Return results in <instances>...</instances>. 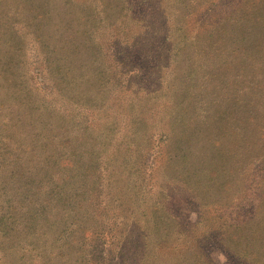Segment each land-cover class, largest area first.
I'll return each mask as SVG.
<instances>
[{"label":"rangeland","instance_id":"374dc122","mask_svg":"<svg viewBox=\"0 0 264 264\" xmlns=\"http://www.w3.org/2000/svg\"><path fill=\"white\" fill-rule=\"evenodd\" d=\"M191 1L102 0L99 4V0H49L44 13L41 11L42 18L31 23L27 21L30 18L28 4L24 8L17 5L19 0H0V71H16L20 84L23 83L19 88L22 89V97H26L25 104L18 107L19 101L12 98L10 88L0 89V101L3 100L4 107H9L5 111L0 110V115L14 111L22 121L30 118L33 131L39 133L41 128L42 131L48 128V123L66 125V115L72 113L73 127L78 131L88 123L85 136L90 139V144L97 138L105 143L96 147L100 152L104 151L106 144L123 138L127 126L137 121L134 143L139 149L151 145L152 149L148 150L149 155L145 158L150 178L147 176V181L136 187L138 198L131 201L125 198L120 209L125 217H139L143 209L149 213L150 205L160 197L165 174L173 177L175 170L186 171L185 176L189 177L187 187H192L196 178L202 180L205 186L197 191L205 201L204 205L234 197L236 191L232 185L223 197L222 192L216 190L222 178L230 180L246 171L251 179V175L264 173V160H259L264 153V133L261 137L257 126L264 121V54L256 49L253 54L242 55L243 52L234 51L236 47L240 49L239 42L235 46L230 43L208 45L206 32L210 31L207 29L214 18L199 13L206 0H195L194 5ZM232 1L221 0L218 8L224 10ZM85 4L87 7L82 8ZM192 11L195 15L186 17ZM168 32L169 38L166 37ZM182 34L192 37L185 43L180 39ZM188 71L193 78L188 95L200 96L197 105L190 102L191 99L177 103L178 95L186 90L184 83L188 77L184 73ZM62 76L63 83L58 84V88L63 89L62 96H57L54 102L44 94L41 97L32 88V81L36 78L37 81H50L51 86V80L58 83ZM30 89L33 92L27 97L24 92ZM7 91L10 96H5ZM236 102L239 106L241 104L238 115H242L246 123L244 141L239 133L232 130L238 116L233 115L237 110ZM62 110L66 112L60 113ZM59 130L57 132L60 133ZM183 130L194 132L190 136L192 143L187 149L188 154L184 161L167 166L166 146ZM213 139L224 144L225 148L221 150L225 156L223 161L221 154L212 149ZM117 159L116 164L120 163L121 157ZM24 161L30 168V161ZM141 167L136 170L139 175H143ZM222 167L224 172L217 170ZM126 170H120L125 172V180L130 174ZM211 171L216 175L212 174L214 182L208 181ZM257 179L250 188L251 194L246 196L250 200L243 201V198L242 202L248 204L245 208L248 210L260 202L262 219L257 221H261L258 226L264 228V181ZM215 180L218 184L213 188ZM258 183L262 185L260 197L256 190ZM187 187L182 188L171 180L167 194L174 200V219L189 227L188 223L196 222L197 211L201 208ZM209 208L208 218L212 219L219 211L212 213L213 207ZM231 211L230 207L228 213ZM127 225L130 226V220L124 223L123 228L127 229ZM247 226H241L236 235L246 236L244 230ZM139 229L137 226L131 235L137 242L142 238ZM252 229H255L253 223ZM147 233L150 243L155 244V231L150 229ZM53 235L54 230L47 237L49 244ZM189 240L190 237L187 242ZM171 242L178 245L176 239ZM4 243L9 245L11 242L5 240ZM242 245H233V251ZM225 249L217 241L209 239L204 257L212 264H242L228 255L232 253L229 249ZM47 250H51L49 245ZM157 252L160 250L155 254ZM115 253L116 250L112 249L104 263L117 264ZM162 258L160 255L159 259ZM53 264H73V258L69 255L55 259Z\"/></svg>","mask_w":264,"mask_h":264},{"label":"trees","instance_id":"16d2710c","mask_svg":"<svg viewBox=\"0 0 264 264\" xmlns=\"http://www.w3.org/2000/svg\"><path fill=\"white\" fill-rule=\"evenodd\" d=\"M220 1H203L202 12L199 10L205 17L214 18V22L207 29L210 31L206 30L207 44L230 43L235 46L239 42L240 49L236 47L234 51L243 52L242 55L248 52L253 54L256 49L264 54V0H233L224 10L218 8ZM195 2L192 0L191 5ZM100 3L102 0H99ZM48 4L49 0H19L17 3L24 8L29 6L27 12L30 18L27 21L30 20L31 23L42 18V12ZM125 4L129 6L127 1ZM84 7L87 4L82 8ZM132 13L135 16V12ZM194 15L195 12L192 11L186 17ZM181 30L182 27L179 26V31ZM196 32L195 30V35ZM166 37H170V32ZM191 37L187 38V35L182 34L180 39L186 43ZM184 74L188 77L186 84L184 83L186 90L178 95L177 103L191 99L190 102L194 101L197 105L200 96L194 93L192 97L188 95L193 78L189 71ZM36 79L32 81V88L41 97L44 94L54 102L57 96H62L63 89L58 88V84L63 83L64 76L59 78L58 83L51 80V86L50 81L47 83ZM22 84L16 71H0V89L10 88L12 98L19 101L16 105L18 107L24 105L26 100V97H22V89H19ZM31 91L30 89L24 93L28 97ZM6 95L10 96V93L7 91ZM2 101L0 107L3 109L0 110L5 111L9 107H4ZM240 106L236 102L234 116L238 115ZM18 116L14 111H10L8 115H0V264H53L55 259L69 255L73 258V264H106L104 259L112 249L116 250L115 255L119 261L117 264H212L204 257L209 239L220 243L223 249H229L232 253L228 255L242 264H264V228L258 226L261 221H257L258 218L262 219L259 213L261 204L259 202L248 210L245 209L248 204L242 202L243 198V201L250 200L246 196L251 194L253 181L255 178L260 182L264 181V173L251 175L249 179L250 175L244 171L230 180L222 178L223 181L219 184L215 180L213 188L218 184L216 190L222 192L221 197L225 195L229 185L234 186L236 193L227 201L222 198L204 205L205 201L199 197L200 193L197 191L205 186L202 180L196 178L194 185L187 187L189 177L185 176L186 171L175 170L173 177L169 173L165 174L160 197L150 205L149 213L143 209V214L139 217H125L120 210L125 198L126 201L138 198L136 187L144 184L147 176L150 178L145 158L152 147L148 144L139 149L134 143L138 131L135 128L137 121L127 126L123 138L119 137L120 140L113 144H106L104 151L100 152L96 147L105 143L97 138L91 140L90 144V139L85 136L88 123L78 131L79 129L73 127L75 124L72 113L66 115V125L54 126L48 123V128L44 131L41 128L39 133L33 131L30 118L22 121ZM202 123L205 124V121ZM233 125L232 130L239 133L244 141L247 130L242 115L236 117ZM257 126L262 137L264 121ZM58 129L60 133L57 132ZM193 133L183 130L179 137L169 140L165 151L169 161L167 166L176 161H184ZM223 148L222 141L213 139L212 149L221 154V161L225 159L222 156L224 152L221 151ZM232 151L234 152V147ZM117 157H121L118 164ZM133 157L135 161L132 162ZM24 160L30 161V168ZM259 160H264V153ZM141 165L143 175L136 172ZM121 169H128L126 171L130 174L127 180ZM217 170L224 172L225 169ZM213 171L211 178H208L209 182H214ZM171 180L182 188L187 187L193 198L199 202L201 210L197 211L196 222L188 223L189 227L174 219V200L167 194ZM260 186L258 183V189L255 188L258 197L259 192L262 193ZM209 207H213L212 213L219 211L213 216L216 222L212 220L213 217L208 218ZM230 207L232 211L228 213ZM128 220L130 226L127 225V229H124V223ZM252 223L255 229H252ZM243 225H248L244 230L247 235H236ZM137 226L142 231L139 242L131 237ZM150 229L155 231V244L150 243L149 234H145ZM52 230L54 235L49 244L47 237ZM172 239H176L178 245L172 244ZM5 240L11 243L6 245ZM238 244L243 245L233 251V245ZM48 245L50 251L47 250ZM158 249L160 252L155 254ZM160 255L163 257L161 260Z\"/></svg>","mask_w":264,"mask_h":264}]
</instances>
